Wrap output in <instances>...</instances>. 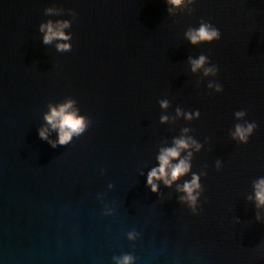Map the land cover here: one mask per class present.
Returning a JSON list of instances; mask_svg holds the SVG:
<instances>
[{
  "label": "water",
  "instance_id": "water-1",
  "mask_svg": "<svg viewBox=\"0 0 264 264\" xmlns=\"http://www.w3.org/2000/svg\"><path fill=\"white\" fill-rule=\"evenodd\" d=\"M60 21L70 39L45 44L40 25ZM202 23L220 39L192 44ZM67 100L88 127L53 147L44 117ZM181 137L189 171L153 192ZM193 174L195 210L178 190ZM260 179L264 0H0V264H264Z\"/></svg>",
  "mask_w": 264,
  "mask_h": 264
},
{
  "label": "clouds",
  "instance_id": "clouds-1",
  "mask_svg": "<svg viewBox=\"0 0 264 264\" xmlns=\"http://www.w3.org/2000/svg\"><path fill=\"white\" fill-rule=\"evenodd\" d=\"M167 2L174 7H178L184 3V0H167ZM49 11H51L49 9ZM171 11V9H169ZM65 27H69V23L67 21L57 22L54 27L52 22H48L46 24L40 25V30L44 32L43 42L45 44L51 43L53 39H58L62 41H67L70 37L65 34L62 29ZM186 37L192 44H196L199 42H211L213 40L220 39V32L217 28L212 27L208 23H202L198 29H189L185 33ZM58 51H70L71 45L68 43H58L57 44ZM207 57L204 55H200L197 59H190V63L192 65V70L196 71L197 69L203 67L207 62ZM217 71L215 66L204 68L205 75L207 74H215ZM210 87L212 85H209ZM216 90L221 91V86L216 85ZM160 106L162 108H166L168 106V102L161 101ZM180 114V110L177 109V115ZM198 115V113H196ZM236 117H242L244 112L238 111L235 113ZM186 119H190L187 113L185 114ZM47 124L57 131V140L55 142L49 141L53 147L56 144L65 145L71 142L72 137L74 135H81L86 128L88 127V121L84 116L78 115L75 108L73 107V101L67 100L64 103L58 106L49 105V112L45 114L44 117ZM168 118L166 116L161 117V121H165ZM256 127L255 123H248L244 126L237 124L235 126V132L233 136L239 138L241 141H246L248 136L252 133L253 129ZM39 131V136L42 139H48L47 128L42 127ZM183 131H187L184 129ZM191 144H195V141H192L191 138L185 139L181 137L174 141V146L169 148L161 149L157 160L159 162V166L152 168L148 175L146 183L150 186L153 192L157 191V185L154 181L162 180L166 186H170L171 183L177 180L180 176L187 173L190 169V164L187 158H179L181 150L188 149ZM196 148H199V145H196ZM191 154L189 153V156ZM178 160L177 163L173 164L172 160ZM219 163V162H217ZM198 176L193 174L190 182H185L183 187L180 188L178 186V190L186 193V196L181 197V200H187L189 205L193 207L197 199V194H194L195 190L200 187L198 183ZM255 197L257 201V207L264 205V179H260L255 184ZM131 238V234H130ZM116 264H131L132 257L130 255H124L121 258H115Z\"/></svg>",
  "mask_w": 264,
  "mask_h": 264
}]
</instances>
